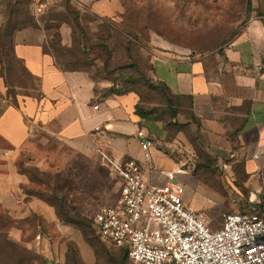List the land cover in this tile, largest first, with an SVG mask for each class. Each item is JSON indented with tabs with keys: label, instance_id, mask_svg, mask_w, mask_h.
<instances>
[{
	"label": "crops",
	"instance_id": "crops-1",
	"mask_svg": "<svg viewBox=\"0 0 264 264\" xmlns=\"http://www.w3.org/2000/svg\"><path fill=\"white\" fill-rule=\"evenodd\" d=\"M74 1L99 17L146 23L149 0ZM161 2L173 7L175 0ZM252 8L255 14L217 50L154 49L149 74L153 85L147 81L145 90H111L88 71L64 70L46 48L43 30L17 31L13 54L25 73L39 79L40 95L21 88L25 92L12 96L0 62V215L12 220L9 239L47 253L51 264H65L50 232L56 214L29 194L30 180L22 171L28 164L25 158L41 151L36 125L57 145V152L70 145L138 160H143V151L137 130L145 127L154 139V179L165 183V172L183 165L187 171L176 180L186 187V203L207 224L222 226L223 218L209 215L219 202L230 210L226 212L247 211L264 187V1L252 0ZM150 89L160 91L163 100L152 102ZM35 226L44 236H27ZM79 263L106 264L94 257Z\"/></svg>",
	"mask_w": 264,
	"mask_h": 264
},
{
	"label": "rangeland",
	"instance_id": "rangeland-1",
	"mask_svg": "<svg viewBox=\"0 0 264 264\" xmlns=\"http://www.w3.org/2000/svg\"><path fill=\"white\" fill-rule=\"evenodd\" d=\"M247 1L175 0L171 7L161 0H149L146 23L124 24L115 18L99 17L74 0H0V60L7 72L9 90L25 92L21 84L27 83L21 64L12 53L14 36L21 30L15 27L17 21L44 31L46 48L58 67L88 71L118 90H145L147 81L153 85L149 74L154 49L166 46L194 53L217 50L255 14ZM33 86L31 89L29 82V93L37 97L38 78ZM155 91L148 90L151 101L163 100L162 93ZM34 129L43 133L39 135L41 151L25 158L28 164L22 170L30 180L29 194L48 203L56 214L50 232L65 264H80L89 257L102 259L106 264H114V259H123L119 264H134L124 260L128 256L120 248L103 241L93 225L99 209L119 203L121 178L101 163L100 150L79 151L68 145L57 152V145L47 140L41 126ZM212 186L225 189L224 185ZM219 203L209 215L221 221L230 210ZM6 226L0 217V264H51L47 253L12 242L4 230ZM39 232L44 236L35 226L26 234L33 238Z\"/></svg>",
	"mask_w": 264,
	"mask_h": 264
},
{
	"label": "built area",
	"instance_id": "built-area-1",
	"mask_svg": "<svg viewBox=\"0 0 264 264\" xmlns=\"http://www.w3.org/2000/svg\"><path fill=\"white\" fill-rule=\"evenodd\" d=\"M137 137L143 160L100 150L101 163L122 183L119 203L93 217L98 236L126 251L134 264H264V187L247 211L226 212L222 226L212 228L186 203V187L176 180L187 169L178 164L158 183L154 139L145 127Z\"/></svg>",
	"mask_w": 264,
	"mask_h": 264
},
{
	"label": "trees",
	"instance_id": "trees-1",
	"mask_svg": "<svg viewBox=\"0 0 264 264\" xmlns=\"http://www.w3.org/2000/svg\"><path fill=\"white\" fill-rule=\"evenodd\" d=\"M263 1H264V0H263ZM247 3H248V7H249V8H252V0H248ZM258 12H259L260 14H262L260 9H258ZM25 23H26L25 21H17V22L15 23V27H19L20 29L25 28L26 25H27V24H25ZM12 53H13V48H12ZM13 57H14V59H15L16 61H18V62L21 64L20 66H21V69H22L23 74H24L23 80L27 82L25 85L21 84V88L28 89V94H31V93H29V82H30V85H31V89H33V88H34V86H33L34 79L31 77V75H30L28 72H26L27 74L25 73V68H24L23 64H22L19 60H17V59L15 58L14 54H13ZM0 62H2V61L0 60ZM2 63H3V62H2ZM8 83H9V82H8ZM113 89H116V87H111V90H113ZM117 90H118V89H116V91H117ZM119 91H121V90H119ZM8 92H9L12 96H15V94H16V93H14V92H12V91H10V90H9ZM22 171H23V170H22ZM23 172H24V171H23ZM60 205H61V204H60ZM61 208H62V205H61ZM0 217H1L2 220H5V223L7 224V226L4 228V230L7 232L8 228L10 227V224H11L12 220H11L10 217H8V216L0 215ZM3 227H4V226H3ZM123 251H124V250H123ZM124 253H126V251H124ZM126 255H127V253H126Z\"/></svg>",
	"mask_w": 264,
	"mask_h": 264
}]
</instances>
